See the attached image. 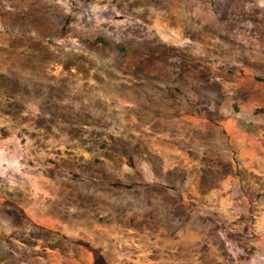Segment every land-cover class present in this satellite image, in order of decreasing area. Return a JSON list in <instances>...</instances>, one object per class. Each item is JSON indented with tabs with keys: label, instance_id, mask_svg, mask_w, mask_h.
Here are the masks:
<instances>
[{
	"label": "rangeland",
	"instance_id": "rangeland-1",
	"mask_svg": "<svg viewBox=\"0 0 264 264\" xmlns=\"http://www.w3.org/2000/svg\"><path fill=\"white\" fill-rule=\"evenodd\" d=\"M0 264H264V0H0Z\"/></svg>",
	"mask_w": 264,
	"mask_h": 264
}]
</instances>
